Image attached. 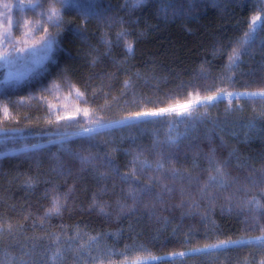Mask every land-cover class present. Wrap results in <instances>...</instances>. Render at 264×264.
Wrapping results in <instances>:
<instances>
[{
  "label": "trees",
  "instance_id": "1",
  "mask_svg": "<svg viewBox=\"0 0 264 264\" xmlns=\"http://www.w3.org/2000/svg\"><path fill=\"white\" fill-rule=\"evenodd\" d=\"M262 8L264 0H144L136 8L128 0H67L52 56L23 80L0 83V261L51 264L58 236L65 249L62 264H127L125 255L145 264H264V244L254 239L262 234L264 215L254 218L240 207L252 197L264 202L260 187L248 179L264 175V102L241 98L233 100L232 111L226 101L201 109L204 118L174 127L182 137L174 146L165 143L163 122L42 145L56 137L51 134L94 125L93 119L120 120L164 106L173 96L183 103L193 85L233 92L264 88V33H257L233 68L228 64L250 18ZM122 31L133 42L131 54L117 41ZM63 86L84 94L79 114L53 112L51 91ZM212 149L217 159L229 161L236 182L213 198H201L197 181L207 179L205 157ZM138 152L153 166L163 154L166 167L190 175L193 195L175 191L154 206L145 200L118 211V202L131 206V201L111 168L128 172ZM77 154L94 157L95 167L81 168ZM105 158L110 166L102 163ZM146 176L140 183H147ZM57 194H66L67 202L59 215L45 217ZM94 197L107 214L93 207ZM90 236L99 242L86 252L74 251ZM228 239L250 242L212 255L191 252ZM174 252L188 255L172 257Z\"/></svg>",
  "mask_w": 264,
  "mask_h": 264
},
{
  "label": "snow or ice",
  "instance_id": "2",
  "mask_svg": "<svg viewBox=\"0 0 264 264\" xmlns=\"http://www.w3.org/2000/svg\"><path fill=\"white\" fill-rule=\"evenodd\" d=\"M132 8L141 6L144 3V0H128ZM56 3L63 4V0H36L35 3H28L26 7L31 9L43 8L47 4V10L41 13V18L44 20L45 24H52L56 28L60 27L61 21L63 19V14L61 9L56 7ZM21 7V10L25 7L23 3L18 5ZM9 7V5H5ZM262 14H264V8L259 9L255 15L250 18L248 25V30L240 38L237 43V46L232 49L231 54L228 57L229 68H233L240 59L241 53L246 50L247 46L255 41L257 38V33H264V19H262ZM87 19V18H85ZM11 24V20L8 22ZM39 25V21H37ZM43 31L47 33V28H43ZM42 43L44 44L47 50H51L55 40L53 38H41ZM117 41H123L125 45V50L127 53L131 54L133 51V42L128 39L127 33L122 31L117 33ZM105 44L111 45V41L105 39ZM16 44L11 36L10 32H5L0 34V48L3 47H15ZM6 56H0V60L5 59ZM125 86L128 87V83L125 82ZM192 91L187 92L186 96L183 98V103L180 100L173 96L164 106H160L151 110H142L137 111L133 114L123 117L120 120L112 121L110 125H104L99 122V119H93L92 124H95V127H82L80 133L77 135H85L92 137L95 134H99L105 127H120V128H134L140 126L141 123H158L163 122L168 126V133L165 140L170 146L178 145L181 140V135L177 132L174 134V127L181 124H190L193 121L201 120L204 118L207 113L202 112L201 109H206L209 106H215L220 102L226 101L228 104V111H232L233 100H239L241 98H246L249 100H259L264 102V88L258 89L256 91H245V92H233L228 91L226 88L217 87L211 88L206 83L193 85ZM77 96L82 95L79 90H76ZM203 93V94H202ZM239 107V105H237ZM5 113L7 108H4ZM84 115L87 116V111L84 112ZM63 119V117H59ZM71 138V137H69ZM234 153H229L231 157ZM143 153L138 152L133 156L132 161L129 165V171L121 174L118 169L115 167L111 168V171L115 175L119 176L121 182L127 186L126 196L129 201H131V206L126 202H118V211L123 212L126 208L131 210V207H134L137 204H143L145 200L150 202H162V197L165 194H171L175 191H179L181 197L191 196L193 193L190 191V187L193 184V178L188 175L185 176L180 172L179 169L172 167H166V161L163 154L159 155V158L156 159L155 165L149 160L142 159ZM81 168L85 167H95L96 161L94 157L91 156H82L77 154L75 157ZM205 159L208 161V168L205 169L207 172V179L203 182L197 181L198 187L196 188V193L201 198H213L215 193H219L222 190H227L230 184L235 183L234 178L230 176L228 172L229 161L228 160H219L216 156V150L212 149L211 153L208 154ZM102 163L105 166H110L111 161L105 158ZM168 164H172V158L167 159ZM148 172L153 173L152 175H147ZM106 172H101L100 175H106ZM142 176H146L147 183H140ZM252 186H259L261 193L264 194V175H261L259 178H248ZM187 181L189 187L184 186V181ZM166 181H171L173 185L179 184L180 187L177 189L175 186H169ZM159 186V191H155L156 186ZM29 186H32L29 183ZM245 192L249 191V187L245 186L243 189ZM48 194L47 192L45 193ZM228 200H232V195L226 197ZM66 194L61 195L57 194L52 197V206L45 212V217L50 215H59L61 213L62 203H66ZM146 207L148 205H145ZM93 207H96L100 213L107 214L105 212V204L101 201H98L96 197L93 198ZM241 210H247L250 215L254 218L257 215H264V202L257 197H252L251 199L243 201L240 204ZM8 229L11 230V225L8 226ZM3 230V226H0V231ZM79 233L77 232V237ZM254 239L257 242L264 244V229H262V234ZM99 242V237L90 236L87 243L81 242L79 247L74 249L77 252H86L88 248L92 245ZM250 241L243 240H219L216 243H206L202 247H197L191 249V252L194 254H214V250L224 249L227 250L234 246H240ZM53 243L56 247L52 251L50 257L51 264H62L64 259L65 249L61 245L60 237L54 236ZM69 250H73L69 246ZM188 255L186 252H174L171 254L172 257H185ZM127 264H145L141 258L137 257L128 261L127 255L124 257ZM151 260H160L164 259L162 257H149ZM0 264H3L0 261Z\"/></svg>",
  "mask_w": 264,
  "mask_h": 264
},
{
  "label": "rangeland",
  "instance_id": "3",
  "mask_svg": "<svg viewBox=\"0 0 264 264\" xmlns=\"http://www.w3.org/2000/svg\"><path fill=\"white\" fill-rule=\"evenodd\" d=\"M67 0H63V4L56 3L58 9L63 8ZM35 3L36 0H0V34L10 32L16 44L15 47L0 48V56H6L0 60V83H10L21 81L25 77L33 73L36 68L42 66L51 56L55 48V43L49 51L45 48L41 38H53L55 40L56 27L52 24H45L41 18V13L47 10V4L43 8L31 9L26 7L28 3ZM43 2V0H41ZM23 3L25 7L21 10L20 5ZM9 5V7H5ZM11 20V24H9ZM39 21V25L37 24ZM47 28V33L43 28ZM80 92V91H79ZM77 96L76 89L70 87H60L51 91L53 112L57 116H74L82 111V102L84 94ZM110 125L111 122L101 123ZM91 125L88 127H95ZM113 127H105L103 130ZM102 130V131H103ZM80 130L55 133L60 134L54 139L43 143L47 145L54 142L66 140L69 137L79 136Z\"/></svg>",
  "mask_w": 264,
  "mask_h": 264
},
{
  "label": "water",
  "instance_id": "4",
  "mask_svg": "<svg viewBox=\"0 0 264 264\" xmlns=\"http://www.w3.org/2000/svg\"><path fill=\"white\" fill-rule=\"evenodd\" d=\"M51 135H53V136H59L60 134H51Z\"/></svg>",
  "mask_w": 264,
  "mask_h": 264
}]
</instances>
